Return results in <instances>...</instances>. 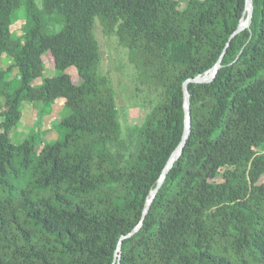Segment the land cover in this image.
I'll return each instance as SVG.
<instances>
[{
    "label": "trees",
    "instance_id": "1",
    "mask_svg": "<svg viewBox=\"0 0 264 264\" xmlns=\"http://www.w3.org/2000/svg\"><path fill=\"white\" fill-rule=\"evenodd\" d=\"M252 1L225 50L247 0H0V264H113L119 247L121 264H264V0ZM96 18L128 50L141 119L103 71ZM223 52L212 81L189 83V137L124 237L183 138L184 82ZM59 98L79 101L63 136L13 141L24 102L43 112Z\"/></svg>",
    "mask_w": 264,
    "mask_h": 264
},
{
    "label": "rangeland",
    "instance_id": "2",
    "mask_svg": "<svg viewBox=\"0 0 264 264\" xmlns=\"http://www.w3.org/2000/svg\"><path fill=\"white\" fill-rule=\"evenodd\" d=\"M190 0H180V8L185 9ZM90 8L96 12V5L90 1ZM22 12V11H21ZM20 12V13H21ZM25 17L21 14L17 17V22L13 28L18 29L19 26L24 23ZM95 36L102 48L104 61L103 71L108 74L114 84L117 93V100L119 106L122 108H128L129 117L134 119H141L148 112V108L143 105H138L137 102H141L143 97L142 93L140 99L135 97V82L134 69L128 59V50L124 46L118 43V38L115 33L106 34L103 30L102 24L99 18H96L94 26ZM47 63L46 76H52L55 74L54 58L50 52L44 56ZM70 72L74 80H78V71L76 67H71ZM14 86L19 85V81L16 80ZM79 103L77 99L59 98L55 103L47 105L43 112L41 111L42 104L39 102H24L22 104V117L19 123L12 130V138L15 143H21L25 139H33L36 143L40 144L41 139L43 141H52L57 139L60 134L63 136V130L58 126L60 121L66 117L69 113L71 106H75ZM44 114V115H43ZM41 116L40 121H36L37 116ZM58 119V120H56ZM1 122V118H0ZM53 124L56 127L53 128ZM61 132V133H60ZM256 156L264 158V144H260L256 147ZM226 152L229 157L237 158L240 155V151L235 147H228ZM264 181V175L260 182Z\"/></svg>",
    "mask_w": 264,
    "mask_h": 264
},
{
    "label": "water",
    "instance_id": "3",
    "mask_svg": "<svg viewBox=\"0 0 264 264\" xmlns=\"http://www.w3.org/2000/svg\"><path fill=\"white\" fill-rule=\"evenodd\" d=\"M253 14H254V7H253V1L252 0H247L246 2V10L244 12V19H242L241 23L239 24L238 28L232 33V35L230 36V39L225 47V50L227 49L228 45L230 44L231 40L239 33L241 32L243 29L250 27L251 22H252V18H253ZM246 15V18H245ZM224 53L221 55V57L219 58V60L217 61V63L205 74V75H198L196 77H191L188 78L184 84H183V88H184V94H185V112H186V127H185V131H184V135L183 138L180 142V144L178 145V147L174 150V152L172 153L162 175L159 178L158 181V185L157 187L152 190L151 192V197L150 199L147 201V204L145 206V210L143 213V217L142 220L140 221V223L133 229L132 232L128 233L127 235H124V237H128L133 235L142 225L143 220L146 216V213L149 209V206L152 202V200L154 199V197L156 196L158 190L160 189L161 185L163 184L167 172L168 170L172 167L174 161L181 155L184 145L189 137L190 134V129H191V95H190V90H189V83L190 82H196V83H201V82H209L212 81L216 75L217 72L219 70V68L221 67V62L223 60V56ZM123 237V238H124ZM122 243V240L120 241V244ZM117 254H116V258L113 264H116L117 259H118V264H121V247L118 248L117 250Z\"/></svg>",
    "mask_w": 264,
    "mask_h": 264
}]
</instances>
